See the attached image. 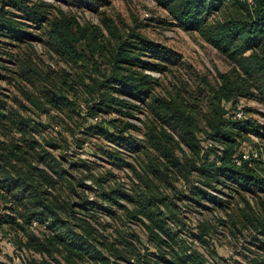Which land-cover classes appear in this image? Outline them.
I'll list each match as a JSON object with an SVG mask.
<instances>
[{
  "label": "trees",
  "instance_id": "trees-1",
  "mask_svg": "<svg viewBox=\"0 0 264 264\" xmlns=\"http://www.w3.org/2000/svg\"><path fill=\"white\" fill-rule=\"evenodd\" d=\"M81 1L99 12L100 24L82 23L61 8L53 13L51 8L55 4L51 0H1L0 35L27 43H31L29 40L32 39L43 41L56 54L88 67L86 72L92 83L86 86L97 93L93 102L88 103L89 115L103 111L132 115L137 105L123 94L139 101L149 100L148 105L155 118L162 119L194 149L198 161H182L177 155L173 134L162 124L148 125L146 134L159 155L147 158L145 171L139 175L140 188L135 190V197L128 193L122 196L134 203L132 209L127 208L132 216L141 220L142 214L149 220L145 223L147 235L156 250H150L147 245L143 252L139 251L137 256L141 264H205V256L199 251L185 248L172 251V242L178 241V232L172 225L177 226L180 222L178 205L161 191L160 181H168L170 171L185 169L197 172L206 188L216 189L223 185L240 194L251 187L264 191L263 157L251 156L242 158L241 164L236 162L237 156L242 157L241 137L251 132L263 135V126L254 114L264 116V111L245 105L243 108L247 115L237 117L236 110L241 98L255 100L264 106V0H253L251 5L244 0H155L167 9L171 17L186 28L197 30L226 55L230 67L225 71L219 70L216 77L207 72H197L184 61L181 53L147 37L137 29L139 25L125 28L117 19L100 11V6L106 5L109 0ZM8 5L17 10L18 15L12 9H6ZM24 20H30L33 25ZM35 23L40 30L38 33L28 29L34 28ZM81 41L88 49V57L78 46ZM4 52L16 57L14 63L18 69L1 63L0 67L7 73L11 71L20 76L19 81L24 79L32 89H38V93L28 95L32 102L39 105L42 100L55 107L70 103L65 89H73L79 84L70 72L54 70L38 62L33 52L24 56L8 50ZM146 70L160 71L167 76L171 73V85L166 87L171 90L164 95H156L154 90L161 78ZM7 73L0 71V78L7 77ZM185 89L198 90H193L187 97L182 92ZM199 100L205 101L204 105ZM199 117L206 123L207 137H200L195 129ZM93 127L96 133L105 134L134 153H140L145 147L125 135L128 125H115L113 131H105L98 124ZM0 133L5 136L0 137V200L5 202L8 210L0 213V226L5 223L21 226L18 218L28 224L35 220L50 222L55 234L41 238L34 231L27 230L28 246L48 250V244L54 245L70 264H77L79 258L98 251L92 239L96 230L91 226L83 233L72 229L69 203L60 202L57 195L48 191L47 185H55V179L47 168L38 164L44 163L58 172L54 164L57 158L47 147L48 141L46 144L36 137L29 128L27 117L13 108L1 91ZM208 139L217 144L209 145ZM109 153L113 158L120 159L118 153ZM205 187L194 184L190 194L193 198H208L221 206L227 203ZM114 193L104 192L102 197L105 202L118 203ZM259 200L264 205L261 196ZM89 202L113 212L107 204ZM242 210L244 225L264 229L263 219L255 218L252 210ZM197 228L199 232L190 230V234L205 240L203 236L209 234V226L200 222ZM64 234L68 236V242L63 238ZM123 236L118 241L122 247H115L112 243V250L117 251L119 256L123 250L137 251L134 242ZM252 253L245 263L238 261L237 264H264L262 254ZM31 264L48 262L43 259Z\"/></svg>",
  "mask_w": 264,
  "mask_h": 264
},
{
  "label": "rangeland",
  "instance_id": "rangeland-1",
  "mask_svg": "<svg viewBox=\"0 0 264 264\" xmlns=\"http://www.w3.org/2000/svg\"><path fill=\"white\" fill-rule=\"evenodd\" d=\"M51 1L55 4V7L51 8L53 13L61 8L64 12L75 15L82 23L100 24L99 12L92 10L90 4H85L81 0ZM6 9H12L16 15L19 13L9 5ZM100 11H105L117 19L125 28L128 25H139L137 29L147 37L167 44L181 53L184 61L190 63L197 72H207L211 77H216L219 70L225 71L230 67L226 55L216 45L205 40L197 30L188 29L175 20L167 9L155 0H109L106 5L100 6ZM16 17L21 19L19 16ZM24 21L32 24L30 20ZM34 25V28L28 29H34L38 33L40 30L36 23ZM29 41L31 43L0 35V63L16 70L18 69L14 63L16 57L9 56L4 51L8 50L18 55L21 53V56L33 52L38 62L54 70L70 72L79 83L74 85L73 89H65L71 100L68 105L55 107L42 100L38 105L28 98L29 93H38V89H32L31 84L24 79L19 81L20 76L11 71L7 73V70L0 67L2 73H7V77L0 78L1 93L6 95L8 103L13 108L27 117L29 128L36 137L46 144L48 141L47 147L57 158L54 164L58 172H54L44 163H38L47 168L55 179V185H47L48 191L57 195L60 202L69 203L72 229L83 233L85 228L91 226L96 230L92 239L98 251H91L82 259L79 258L77 264H141L137 256L139 251L143 252L147 245L150 250H156L147 235L145 223L149 220L142 214L141 220L132 216L128 209H132L134 203L122 195L128 193L135 197V190L140 188L139 175L145 171L147 158L159 155L146 134L148 125L162 124L173 134L176 139V152L182 161H195L198 156L178 133L162 119L155 118L148 105L149 100L139 101L123 94L137 105L132 115L124 116L115 111L89 115L88 103L93 102L97 93L95 89L86 86L87 83H92L89 73L86 72L88 67L77 65L56 54L43 41L36 39ZM78 46L88 57L85 43L81 41ZM146 71L161 78L160 84L154 90L156 95H164L171 90L166 89L171 85V73L167 76L156 70ZM193 90L198 89H185L182 92L184 96L189 97ZM204 102L199 100L201 105H204ZM247 102L264 111L261 103L255 100ZM254 117H258L259 123L263 126L261 128L263 135L251 132L241 137L242 143L248 146L251 156L264 159V116L255 113ZM95 124L100 125L105 131H113L115 125H128L125 135H129L145 147L140 153H134L107 138L105 134L96 133L93 127ZM195 129L198 130L200 137H207V126L202 118L199 117ZM0 137L5 136L0 133ZM258 144L262 148V153ZM111 151L118 153L120 159L113 158L109 153ZM256 152L257 156L254 155ZM202 181L197 172L185 169L170 171L168 181H160L161 191L178 205L180 222L177 223L181 226L172 224L174 230L178 232V241L172 242V251H181L183 248L199 251L205 256V264H237L238 261L245 263L248 260L247 256L253 254L252 251L264 256V229L244 225L245 214L242 210L250 212L252 210L255 218L264 220V205L259 200V196L264 200L263 189L251 187L240 194L223 185L216 189L206 188ZM194 184L205 187L227 203L221 206L208 198H193L190 189ZM109 191L115 192L114 196L118 203L105 202L102 195ZM116 191H119L118 194ZM89 201L107 204L113 212L110 213L109 210ZM5 205V202L0 200V213L8 211ZM18 221L21 226L17 223H5L0 226V264H31L43 259L47 260L48 264H70L62 251L54 245L48 244V250H37L28 246L27 230L34 231L41 238L55 234L50 222L42 223L35 220L28 224L20 218ZM200 222L209 226V234L203 236L205 240L190 234V230L199 232L197 227ZM121 236L132 240L137 251L123 250L120 252L121 256L117 251H113L112 243H115V247H122L118 242ZM63 238L69 241L66 234Z\"/></svg>",
  "mask_w": 264,
  "mask_h": 264
},
{
  "label": "built area",
  "instance_id": "built-area-1",
  "mask_svg": "<svg viewBox=\"0 0 264 264\" xmlns=\"http://www.w3.org/2000/svg\"><path fill=\"white\" fill-rule=\"evenodd\" d=\"M244 1H246L250 5L253 3V0H244ZM237 105H238V108L236 110V116L237 117H244V116H246L247 113L245 112V110L243 108L245 105H249V103L246 101V99H244V98L239 99ZM208 142H209V145H215V144H217L213 139H208ZM240 150H241L242 157H239V156L236 157L237 164H241L242 158L247 159V158H250L251 155H252L249 152L248 146L245 145V143H241ZM254 155L257 156V152L254 153Z\"/></svg>",
  "mask_w": 264,
  "mask_h": 264
}]
</instances>
